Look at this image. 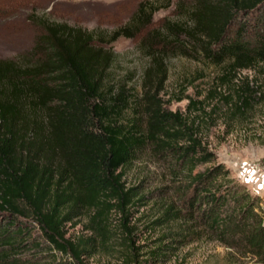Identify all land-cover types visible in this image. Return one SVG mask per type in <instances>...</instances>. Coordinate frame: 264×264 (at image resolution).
Here are the masks:
<instances>
[{
	"label": "trees",
	"instance_id": "trees-1",
	"mask_svg": "<svg viewBox=\"0 0 264 264\" xmlns=\"http://www.w3.org/2000/svg\"><path fill=\"white\" fill-rule=\"evenodd\" d=\"M172 5L177 19L164 24L162 51L168 45L186 53L196 48L218 68L203 98H220L233 105L231 115L244 114L259 87L240 74L264 64V0H168L164 6L142 1L111 41L134 37L157 11ZM37 19L41 34L25 60L0 59V263L38 264L22 260L31 244L38 251L41 246L31 240L30 226L79 261L91 238L81 245L64 237L65 225L79 217L102 244L113 231L120 233L115 235L123 238L126 264L138 262L128 219L147 196L126 186L124 169L144 151L167 167V182L152 192L164 190L168 197L163 219L182 223V239L158 244L144 264L165 263L177 250L175 242L203 236L264 264V197L250 193L216 162L199 134L198 116L163 106L161 57L151 59L145 89L136 96L119 87L115 55L104 49L100 34ZM156 74L161 76L154 85ZM220 87L233 92L224 94ZM131 103L137 108L125 115ZM202 103L192 100L188 107L201 109ZM112 212L121 215L117 232L110 229Z\"/></svg>",
	"mask_w": 264,
	"mask_h": 264
},
{
	"label": "rangeland",
	"instance_id": "rangeland-1",
	"mask_svg": "<svg viewBox=\"0 0 264 264\" xmlns=\"http://www.w3.org/2000/svg\"><path fill=\"white\" fill-rule=\"evenodd\" d=\"M142 1L146 0H0V59L25 60L41 34L35 25L37 17L100 34L101 44L105 43L104 49L115 55L113 69L120 82L119 87L136 96L141 95L145 89L143 78L151 59L161 57L159 61L164 68L165 81L158 97L162 99L163 106L183 114H189L190 111L192 116H198L199 134L204 144L215 154L216 162L223 163L230 177L243 184L250 193L264 197V64L243 70L240 74L256 83L259 92L244 114L231 115L233 105L220 98H203L212 89L218 68L199 56L198 50L193 47H189L192 50L190 53L169 49L173 47L169 45L162 51L166 45L160 39L161 34L167 31L164 24L177 19L174 5L157 11L152 23L134 37L122 36L111 41L113 32L129 21ZM152 2L156 6H164L168 0ZM171 2L174 4L178 0ZM156 30L160 32L159 35H155ZM152 52L155 56L150 54ZM160 53L163 54L160 56ZM160 76H154V85L158 84ZM220 91L227 94L233 92V88L220 87ZM192 100H203L201 109L188 107ZM136 108L137 105L131 103V107L123 108V112L125 115L132 114ZM167 179V167L152 160L144 151L124 169L126 186H137L140 194L147 196L141 204L130 209L128 219L129 225L133 226L135 246H139V261L134 264H144L143 260L149 258L145 254L158 244L174 238L182 239L178 234L181 222L168 224L163 219L168 200L164 190L157 195L152 194L154 188L164 186ZM172 200L176 202V196ZM110 218L111 224L115 226L110 229L117 232L121 215L112 212ZM160 218L163 219L160 223H154ZM29 230L31 240L35 239L33 242L41 246L38 251L31 244L22 260L38 264H126L123 238L115 235L120 233L113 231L110 235L112 239L102 244L101 238L92 235L87 229L85 217L65 225L66 239L83 245V240L91 238V246L85 245L79 261L71 253L50 245L37 227L30 226ZM13 232L10 230L3 240L9 239ZM192 239L183 241V245L175 242L173 246L177 250L165 263L148 261L147 264H255L208 236Z\"/></svg>",
	"mask_w": 264,
	"mask_h": 264
}]
</instances>
